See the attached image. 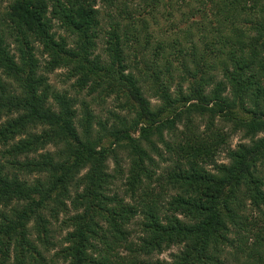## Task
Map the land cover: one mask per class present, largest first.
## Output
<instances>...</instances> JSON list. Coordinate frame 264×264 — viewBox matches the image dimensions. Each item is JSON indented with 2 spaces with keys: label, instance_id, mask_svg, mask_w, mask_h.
<instances>
[{
  "label": "trees",
  "instance_id": "16d2710c",
  "mask_svg": "<svg viewBox=\"0 0 264 264\" xmlns=\"http://www.w3.org/2000/svg\"><path fill=\"white\" fill-rule=\"evenodd\" d=\"M195 1L212 26H191L203 29L204 49L193 41L185 52L193 69L178 59L190 81L174 96V61L164 66L158 51L149 61L130 44L140 41L130 26L106 30L98 0H11L0 16V264H55L45 255L58 244L46 211L68 215L67 200L73 229L60 255L70 264H222L226 249L238 264H264V0ZM62 68L65 89L49 77ZM84 89L114 94L127 113L109 109V127L78 97ZM115 144L129 150L130 175L113 189L123 171L109 172ZM248 204L260 212L254 220ZM230 225L254 227L235 240ZM175 245L172 260L154 258Z\"/></svg>",
  "mask_w": 264,
  "mask_h": 264
},
{
  "label": "rangeland",
  "instance_id": "374dc122",
  "mask_svg": "<svg viewBox=\"0 0 264 264\" xmlns=\"http://www.w3.org/2000/svg\"><path fill=\"white\" fill-rule=\"evenodd\" d=\"M178 0H164L161 5L158 3L154 6V3H152V0H117V3L115 5H109L105 0H98L96 4V8L100 10V18L102 20V24L105 27L106 30H110L112 28V23H116L121 25L120 32L125 31V27L130 26L132 31L134 33H137L140 37L139 43H136L135 41H130L133 46L137 45L140 47L141 50H144L147 52V56L149 61L153 60L155 58L154 53L158 51L159 54V61L160 63L164 64L167 63V61L171 60L174 61L172 70H170V73L172 75L169 77L170 81H168L170 85V92L173 93L175 96L176 93L180 91V88L184 89L185 91L189 90V77H187V74L182 72L180 66L178 65V61L186 62V65H188L189 69H193L194 66H192L189 56L185 55V52L188 51L189 46L193 43H197L198 47L202 50L204 49V43L199 40L202 35L203 29H201L200 32H197L195 28H191V26L197 24L199 26L204 27V32H207L209 27V24L212 26V23L210 22L211 19L209 17H212V15H208L209 17L204 16V13L202 10L203 7L199 8V11H196L194 8L198 6V3L193 0L194 2L189 3L188 6H185L181 8V11H173L176 8L175 5ZM11 0L8 2H1L0 0V16L2 13L6 12L8 5L10 4ZM182 4V3H181ZM128 9V12H130L133 17L131 19V16H128L126 14L125 10ZM171 10V14H167V10ZM194 9L196 13L192 12L191 10ZM209 9V10H208ZM182 12L185 13L182 17ZM207 12L211 13V9L209 6L207 7ZM113 21V22H112ZM146 21V22H144ZM60 25V22L57 23V26ZM116 26V25H115ZM145 26V27H144ZM200 27V28H203ZM57 32H61L63 35H66L67 32L62 26V28L56 27ZM201 36V37H200ZM209 37L208 40H214L218 39L220 37H217L213 34L206 35ZM191 37V38H190ZM72 39L70 40V42ZM175 41V45L181 46L178 53L176 54L175 51V45L171 48L170 44ZM136 43V44H135ZM102 42L100 43L101 46ZM128 46L127 51L132 50V45ZM14 46V44H12ZM218 46H222V44H219ZM227 50V49H226ZM227 52V51H225ZM222 58H226V54H222L223 52H220ZM38 56L40 59L45 60V57L41 56L38 52ZM210 56V55H209ZM218 56V57H221ZM179 59V60H178ZM211 61V59H209ZM163 67V71H164ZM67 71L65 68L58 69L54 73L49 74L50 80L55 83L60 89L68 88L69 84H61L62 79H64V75H62L63 72ZM162 74V73H161ZM215 77L219 80H224V77L221 73L215 72ZM65 85V86H63ZM215 85H211V88ZM89 89H84L83 93H80L78 97L80 99H83L85 102L88 103L90 109L95 113L96 119L102 122H107L108 126H112L115 124L114 119H110L109 109H113L118 111L119 113L126 114L127 111L121 110L118 107L117 102L114 101L115 95H111L110 97H107L105 99H100V96H98L99 92H91L89 93ZM208 91V90H207ZM72 93V91H71ZM146 97L150 99L151 103L153 105H159L161 102L160 98L158 96H151L150 94L146 93ZM78 108L80 107L79 104H77ZM195 117V116H194ZM96 125V131L100 129V125L97 121H95ZM177 131H180L184 128V122L177 123ZM135 135H138V132H136ZM169 138V135L167 136ZM156 139V137H155ZM242 140L241 135L237 134L233 136L231 140V146L235 147L240 141ZM110 141L109 137H106L104 139V145H108ZM162 146V144H160ZM115 148H117L118 156H110L109 158V172L112 174H115L116 170H120L121 166L123 167V171L121 172L119 179H116V185L113 186V189H116L117 187H120L122 183L126 182L130 175V156L128 154L129 150L126 148H121L114 145ZM0 149H3L0 146ZM50 150H54L53 147H50ZM155 158L159 161V157L155 156ZM219 162L222 161H228L225 158V153L221 154V156L218 157ZM159 170H162L160 168ZM120 172V171H119ZM31 178V179H30ZM29 179L34 180V176H31ZM113 192V191H112ZM111 192V193H112ZM74 193L72 194V196ZM120 196L123 195V193L119 194ZM131 198H127V200H130ZM132 201V200H131ZM133 202V201H132ZM67 205L69 206V214L67 215L64 212H61L58 215L57 220L52 217V214L48 211L47 216L49 220L51 221L52 225H50L51 229L54 230L53 235V241L55 243H58L56 245H50L49 251H44L45 255L48 260L51 261V259H55V264H70V259L67 260L65 257L61 256V249L62 246L66 245V242H64V236L67 234L68 231L73 229V226H69L68 224L64 223V221L67 219L69 215L74 214L75 210L72 208V200H67ZM248 208L246 210V214L249 215V219H253L254 217H257L259 215V211L252 210V204H248ZM2 207L3 205L0 204ZM251 214V215H250ZM255 219V218H254ZM253 219V220H254ZM254 225L250 226H244L240 227V225H230L231 231L229 233V236L231 239L237 240L239 235H250V229H252ZM36 235V234H35ZM253 240V238L251 239ZM95 248L97 246L102 249L103 244L99 240H95ZM60 243V244H59ZM64 243V244H61ZM40 248L43 250V245L40 246ZM181 249L180 245L172 246L171 248H168L167 250L158 253L154 256V258H160V259H166V260H172V254L175 252H178ZM92 254L97 255V253H93V249L90 250ZM235 252V250H234ZM222 264H238V262H241L240 260H235L234 255L230 254V251L226 249V251L222 254ZM14 259V257H12ZM49 264V262H48Z\"/></svg>",
  "mask_w": 264,
  "mask_h": 264
}]
</instances>
